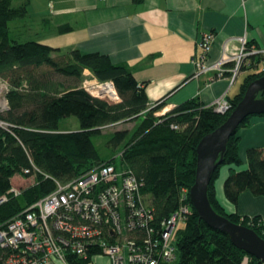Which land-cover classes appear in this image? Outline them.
<instances>
[{
    "label": "trees",
    "instance_id": "16d2710c",
    "mask_svg": "<svg viewBox=\"0 0 264 264\" xmlns=\"http://www.w3.org/2000/svg\"><path fill=\"white\" fill-rule=\"evenodd\" d=\"M31 1L0 0V79L9 88L8 110L0 114V120L7 124L0 125V196L8 197L0 205V227L52 193L56 189L55 180L68 182L99 164L118 165L120 159L118 166L138 179L142 194L150 201L154 217L151 227L158 234L162 224L179 209L182 190L190 191L195 183L200 141L227 120L249 85L264 77V73L255 71L247 75L239 94L229 99L232 109L226 114L190 100L158 117L156 113L164 109L166 99L150 106L147 84L139 83L127 66L114 64L102 53L63 51L27 39L26 26L19 22L28 17ZM133 2L142 4L144 0ZM70 29L63 25L58 31L66 33ZM86 71L101 82H112L119 101L91 95L83 87ZM72 116L78 119L80 130L60 131L62 120ZM252 117L239 129L247 126ZM128 122H135V129L109 134L103 143L105 151L101 152L94 139L102 137V130ZM239 129L229 141L223 165L214 174L209 197L220 214L264 238V223L259 217L228 214L216 198L215 181L220 169L242 162ZM247 159V169H232L224 183L225 196L233 204L238 203L245 191L264 196V149H249ZM26 169L31 174H25ZM16 175L35 178L31 186L21 188L18 197L9 194ZM188 195L191 212L184 227L176 232V264H239L246 253L236 248L227 235L200 220ZM9 253L0 247V264ZM252 259L254 264L260 263ZM67 260L69 264H85L73 254H68Z\"/></svg>",
    "mask_w": 264,
    "mask_h": 264
},
{
    "label": "crops",
    "instance_id": "0c3cea01",
    "mask_svg": "<svg viewBox=\"0 0 264 264\" xmlns=\"http://www.w3.org/2000/svg\"><path fill=\"white\" fill-rule=\"evenodd\" d=\"M19 23L26 26L27 39L63 51L102 53L114 64L127 66L139 83L147 84L150 106L166 99L164 112L190 100L209 105L224 94L232 99L251 73L244 72L233 86L228 77L218 78L214 72L195 77L202 33L216 34L210 62L237 51L236 39L244 35L264 49V0H32L28 17ZM63 25L70 31L60 33ZM238 136L242 162L220 169L216 198L228 214L259 217L264 223V196L245 191L233 204L224 193L231 170L247 169L249 149H264V117L253 116ZM98 262L110 264L107 258Z\"/></svg>",
    "mask_w": 264,
    "mask_h": 264
},
{
    "label": "built area",
    "instance_id": "2783aa9c",
    "mask_svg": "<svg viewBox=\"0 0 264 264\" xmlns=\"http://www.w3.org/2000/svg\"><path fill=\"white\" fill-rule=\"evenodd\" d=\"M236 40L240 45L237 51L210 62L216 34L202 33L198 41L200 53L195 58V77L214 72L218 78L228 77L233 86L244 72L264 73V49L250 44L245 35ZM85 75L90 78L84 80L83 87L91 95L119 101L112 82H101L86 72ZM8 92L7 84L0 79V114L8 110ZM207 107L226 114L232 104L224 94ZM0 125L7 124L0 120ZM34 171H38L35 166ZM24 173L31 171L26 169ZM55 183L52 193L0 227V247L10 252L1 264H49L54 260L68 264V254L85 264H100L99 258H107L110 264H176L175 236L180 223L191 212L187 203L190 191L182 190L179 209L157 234L151 227L154 220L151 204L142 194L141 184L116 163H102L78 178ZM21 193V188L15 186L9 192L15 197ZM7 200V195L0 196V205ZM239 264L254 262L246 254Z\"/></svg>",
    "mask_w": 264,
    "mask_h": 264
},
{
    "label": "water",
    "instance_id": "95a60500",
    "mask_svg": "<svg viewBox=\"0 0 264 264\" xmlns=\"http://www.w3.org/2000/svg\"><path fill=\"white\" fill-rule=\"evenodd\" d=\"M263 96L264 77L252 82L227 120L200 141L197 147L195 183L189 194L191 204L200 220L211 229L227 235L236 248L264 263V238L255 230L237 224L227 215L220 214L209 197L212 179L217 169L224 163L231 137L248 117L264 114Z\"/></svg>",
    "mask_w": 264,
    "mask_h": 264
},
{
    "label": "rangeland",
    "instance_id": "374dc122",
    "mask_svg": "<svg viewBox=\"0 0 264 264\" xmlns=\"http://www.w3.org/2000/svg\"><path fill=\"white\" fill-rule=\"evenodd\" d=\"M86 78H90V77L88 75H85L84 80ZM241 80H240V83H241ZM164 110L165 109H162L160 111V113L159 112L156 113V116H158V117L163 116V115L167 114L169 111H171L172 109L167 111V112L166 111L164 112ZM135 127H136L135 122L119 123L118 125H115L112 127H107L104 130H102V132H103L102 137L100 139L95 138L94 140L96 141L97 146L100 148L101 152H104L105 148L103 146V143L106 140V138L109 136V134H111L112 132H115L117 130H123V129H129V130L133 131L135 129ZM78 130H80V123H79L78 119L74 116L66 118V119L62 120V122L60 123V131H62V132H74V131H78ZM119 163H120V159H118V165H119ZM34 181H35L34 177L26 178V177L21 176V175H16L14 177L13 183H14V186L16 188H26V187L31 186L34 183ZM184 225H185L184 223H180L179 228L184 227ZM55 261H59V260H55ZM59 262H62V261H59ZM62 263L65 264L64 262H62Z\"/></svg>",
    "mask_w": 264,
    "mask_h": 264
}]
</instances>
